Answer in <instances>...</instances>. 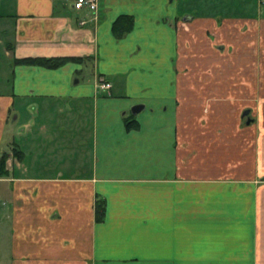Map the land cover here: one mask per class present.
Wrapping results in <instances>:
<instances>
[{
  "label": "crops",
  "instance_id": "obj_1",
  "mask_svg": "<svg viewBox=\"0 0 264 264\" xmlns=\"http://www.w3.org/2000/svg\"><path fill=\"white\" fill-rule=\"evenodd\" d=\"M9 2L0 0V262L264 264L253 201L238 205V188L211 166L197 168L198 185L169 180L184 169L174 149L182 100L169 80L175 0H99L96 21L71 0ZM120 15L133 23L118 37ZM28 56L80 59L14 62Z\"/></svg>",
  "mask_w": 264,
  "mask_h": 264
},
{
  "label": "rangeland",
  "instance_id": "obj_2",
  "mask_svg": "<svg viewBox=\"0 0 264 264\" xmlns=\"http://www.w3.org/2000/svg\"><path fill=\"white\" fill-rule=\"evenodd\" d=\"M168 9L169 80L182 100L174 149L184 167L169 178L172 188L198 185L199 166H211L223 187L238 188V205L253 201L255 236L264 240V0H175Z\"/></svg>",
  "mask_w": 264,
  "mask_h": 264
},
{
  "label": "trees",
  "instance_id": "obj_3",
  "mask_svg": "<svg viewBox=\"0 0 264 264\" xmlns=\"http://www.w3.org/2000/svg\"><path fill=\"white\" fill-rule=\"evenodd\" d=\"M132 17L130 15H120L116 18V20L113 22L112 30L113 33L116 36H121L125 32L129 31L132 27ZM79 57H73V56H57V57H21V58H15V63H21V64H33V65H41L49 68H55L58 67L67 61H79ZM125 126L127 129L129 128H136L138 126V123L135 119H132L131 116L126 117L124 119ZM13 151L15 155L21 156L20 150L13 148ZM6 152L0 151V175H3L6 173L5 168V161H6ZM104 200L102 198H99L98 196L95 197V221L99 222L103 219L104 216Z\"/></svg>",
  "mask_w": 264,
  "mask_h": 264
},
{
  "label": "built area",
  "instance_id": "obj_4",
  "mask_svg": "<svg viewBox=\"0 0 264 264\" xmlns=\"http://www.w3.org/2000/svg\"><path fill=\"white\" fill-rule=\"evenodd\" d=\"M71 1H72V8L76 12L79 13L81 12L84 14L89 13L91 17L95 18L94 14L97 12L98 0H71ZM77 18L79 25H85L88 21L85 15L79 16ZM98 87L101 89H109L110 84L103 77H99Z\"/></svg>",
  "mask_w": 264,
  "mask_h": 264
},
{
  "label": "water",
  "instance_id": "obj_5",
  "mask_svg": "<svg viewBox=\"0 0 264 264\" xmlns=\"http://www.w3.org/2000/svg\"><path fill=\"white\" fill-rule=\"evenodd\" d=\"M143 108V105L142 104H136L134 106L131 107V112L132 113H137L139 112L141 109ZM248 110L244 111L243 115H247L248 114ZM250 120H247V123H249Z\"/></svg>",
  "mask_w": 264,
  "mask_h": 264
}]
</instances>
